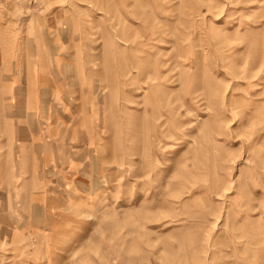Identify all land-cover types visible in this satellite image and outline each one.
I'll return each instance as SVG.
<instances>
[{
    "label": "rangeland",
    "instance_id": "rangeland-1",
    "mask_svg": "<svg viewBox=\"0 0 264 264\" xmlns=\"http://www.w3.org/2000/svg\"><path fill=\"white\" fill-rule=\"evenodd\" d=\"M0 264H264V0H0Z\"/></svg>",
    "mask_w": 264,
    "mask_h": 264
}]
</instances>
